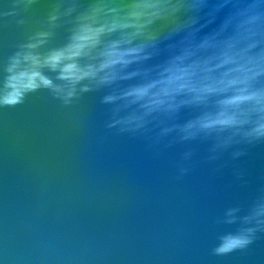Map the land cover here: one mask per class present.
Here are the masks:
<instances>
[{
  "label": "water",
  "instance_id": "water-1",
  "mask_svg": "<svg viewBox=\"0 0 264 264\" xmlns=\"http://www.w3.org/2000/svg\"><path fill=\"white\" fill-rule=\"evenodd\" d=\"M133 2L0 0V90L10 57L38 33L51 34L38 49L47 54L70 42L78 18L93 5H108L110 13ZM227 11L195 36L190 29L174 34L175 24H158L156 47L145 52L151 59L121 71L141 73L131 80L82 93L85 81L67 105L41 89L21 105L0 106V264H264V233L245 250L214 254L219 237L238 228L223 223L227 209H247L264 188V140L237 137L222 148L217 145L226 136L182 141L179 131L163 134L202 109H182L158 126L122 133L109 127L115 105L103 103L114 90L151 79L143 73L152 70L154 76L182 48L195 50L212 29L219 30ZM140 43L150 42L135 41ZM45 74L61 83L58 73ZM251 89L264 92V75Z\"/></svg>",
  "mask_w": 264,
  "mask_h": 264
},
{
  "label": "clouds",
  "instance_id": "clouds-1",
  "mask_svg": "<svg viewBox=\"0 0 264 264\" xmlns=\"http://www.w3.org/2000/svg\"><path fill=\"white\" fill-rule=\"evenodd\" d=\"M108 7L96 4L82 14L63 48L47 54L38 51L51 35L48 32L20 45L4 68L0 106L21 105L27 95L41 89L50 90L67 105L85 81L88 83L79 88L82 93L131 80L141 73L122 75L121 71L151 59L145 52L156 47L158 36L153 30L158 24H175L174 34L190 29V36H195L228 10L219 30L212 29L195 50L182 48L180 54L160 65L154 76L152 70L143 73L151 79L106 95L103 103L115 105L109 127L139 133L158 126L162 117L173 118L182 109H202L183 125L164 128L163 134L179 131L182 141H194L201 135L226 136L217 145L222 148L237 137L249 142L264 140V92L251 89V82L264 75V0H135L112 8L110 13ZM57 19L51 17L52 22ZM201 20L206 23L196 27ZM117 33L118 39L102 40ZM138 39L150 43L137 45ZM201 51L213 54L201 58L197 55ZM45 70L58 73L56 80L61 83H55ZM214 97L219 99L212 103ZM187 171L181 168L182 175ZM241 211L244 214L237 215ZM226 217L223 223L238 228L219 237L214 250L217 256L245 250L257 233H264V188L247 209L229 208Z\"/></svg>",
  "mask_w": 264,
  "mask_h": 264
}]
</instances>
